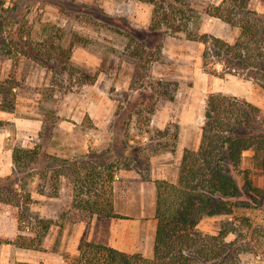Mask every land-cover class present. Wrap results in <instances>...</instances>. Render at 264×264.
I'll return each mask as SVG.
<instances>
[{
  "label": "rangeland",
  "instance_id": "rangeland-1",
  "mask_svg": "<svg viewBox=\"0 0 264 264\" xmlns=\"http://www.w3.org/2000/svg\"><path fill=\"white\" fill-rule=\"evenodd\" d=\"M221 1L185 0L184 6L193 8L190 11L192 17L189 26L193 30L213 33L233 42L240 34V27L232 26L207 12L209 5ZM15 2L18 5L12 16L24 21L32 32L34 42L42 43L49 37L44 31L46 22L59 26L61 29L58 34L63 36L61 41L59 38L54 41L57 47L61 43L62 48L53 52V58L48 63L50 65L20 52L13 57L0 53V83L7 81L8 88L14 87L16 104L22 102L18 113L43 118L40 130L43 135H40L38 143L43 144L49 154L62 160L69 159V162L58 159L40 160L32 170V176L22 173L25 174L27 189L36 195L38 191L51 195L58 193L60 175L67 177L72 199L64 205L57 217L61 223L68 221L61 214L70 207L78 194L91 199L107 196L113 200V207L115 197L120 204H130L132 201L130 205L135 210L144 205L141 196L146 193V208L148 211L152 208L150 185L147 181L152 180L149 171L151 157L159 151L173 148L179 134L176 121H170L161 129L153 121L155 114L160 112L161 116H168L170 120L184 116L197 127L203 126L206 99L211 92L246 97L264 108V87L258 82L241 75L228 74L221 77L204 69L201 56L203 43L187 38L184 32L172 34L164 29L151 30L154 13V4L151 2ZM7 6L12 8L13 2L9 1ZM249 7L264 12V0H250ZM139 43H143L147 49L146 67L132 55ZM71 44V58H67L65 54L60 56L59 52L68 50ZM159 45H162L161 52ZM43 50L48 57L47 47ZM151 53L154 58L151 57L149 61ZM94 74L97 78L91 82L89 75ZM0 97L3 100L2 94ZM16 107L18 108L17 105ZM91 111L98 119L111 116L107 129L93 121ZM3 124L0 121V129ZM262 129L264 130V124ZM8 131L11 134L7 136L14 139L5 143L0 140V163L3 164L11 160L10 147L23 145V138L19 136L22 132L12 126L8 127ZM14 133H17L16 136H13ZM58 147L76 149L78 153L69 152L66 157L56 155L53 150ZM71 163L75 165L74 168L80 169L77 173L69 167L53 178L54 171ZM110 164L115 165L112 182L108 181ZM242 168H251L254 184L261 189L262 194L247 190L243 174L234 171L241 193L232 197L233 200L254 206L253 209H239L237 214L248 212L256 225L264 228V173L254 159L253 150L244 152ZM174 172L173 170L172 174ZM85 175H91L86 181L92 186V192L88 191L87 183L81 181ZM104 184L108 188L112 185V191L103 189ZM124 191L131 195H123ZM33 207L34 202L31 204L32 214H39ZM16 219L18 220L16 209L0 203V264H16L17 261L39 263L42 252L4 241L15 238L21 232H31L28 229L20 230L19 223H14ZM224 224L245 232L253 230L244 227L236 214L235 218L229 214H204L199 228L208 233H217ZM234 237V233L229 235V238ZM249 242L251 246L256 245L254 239H249ZM59 243L60 238L56 239L52 235L50 250L58 248ZM66 253L70 252L63 251L62 256ZM241 257L244 264H264V255L260 249L258 253L243 252Z\"/></svg>",
  "mask_w": 264,
  "mask_h": 264
},
{
  "label": "trees",
  "instance_id": "trees-1",
  "mask_svg": "<svg viewBox=\"0 0 264 264\" xmlns=\"http://www.w3.org/2000/svg\"><path fill=\"white\" fill-rule=\"evenodd\" d=\"M9 1L13 2L12 8L7 6ZM145 1L154 4L151 30L164 29L172 34L184 32L187 38L203 43L201 56L207 72L221 77L228 74L241 75L264 87V12L250 8V0H222L207 8L210 15L240 27V34L233 42L213 33L191 29L190 11L193 8L184 6L185 0ZM17 5L15 0H0V53L13 57L20 52L50 65L48 63L53 58V52L62 48L61 43L58 47L54 44L56 38L59 41L63 39L58 34L61 28L46 22L44 31L49 37L42 43L34 42L32 32L24 21L12 16ZM46 47L48 57L43 52ZM161 48L162 45H159V52ZM59 53L60 56L65 54L71 58L73 45ZM146 54L147 49L143 43H139L138 48L132 51V55L144 67L147 63ZM151 57L154 58L152 53L149 61ZM89 77L94 82L97 75ZM0 94L4 96L0 108L14 110L17 98L14 87L8 88V82H2ZM263 124L264 108L261 106L246 97L211 92L206 99L200 147L185 149L177 181L156 179L157 232L153 256L85 241L79 253L64 254L63 264H244L241 257L243 252L258 253L260 249L264 255V228L257 226L248 212L237 214L239 209H253L254 206L232 198L241 193L234 171L243 174L247 190L262 194L261 189L254 184L251 168H242V163L244 152L253 150L254 159L264 173ZM40 135H43V131ZM46 159L69 162V159L62 160L49 154L41 143L34 147L18 144L13 148L14 171L7 176H0V203L14 207L20 230L28 229L31 232H21L15 238H7L4 240L7 243L40 249L48 229L57 221L53 217L32 214L31 204L35 199L24 179L25 174L32 176V170L40 160ZM74 166L72 163L62 165L61 169L54 171L53 178L69 167L77 173L80 169ZM108 169V181L112 182L115 165L110 164ZM89 177L91 175H85L81 181L87 183L88 191L92 192V186L86 181ZM107 184L103 185V189L112 191V185L108 188ZM77 196L81 194L76 195L70 207L61 214L64 220H90L95 213L122 216L115 212L113 200L107 196L96 199ZM204 214H229L234 218L236 214L244 227L253 230L245 232L224 224L217 233H208L199 228ZM231 233L235 234L234 238H229ZM249 239L256 240V245L251 246ZM16 264L42 263L17 261Z\"/></svg>",
  "mask_w": 264,
  "mask_h": 264
},
{
  "label": "crops",
  "instance_id": "crops-1",
  "mask_svg": "<svg viewBox=\"0 0 264 264\" xmlns=\"http://www.w3.org/2000/svg\"><path fill=\"white\" fill-rule=\"evenodd\" d=\"M20 98H22V95H20ZM1 102L2 99L0 97ZM16 105L18 108L16 107L14 110L0 108V121L4 123L0 129V140L2 139L3 143H5L7 140L12 141L14 139L13 137L10 138L7 136V134H11L8 131V127L12 126L22 132L19 136L23 138L22 142L24 146L34 147L41 140L40 130L42 128L43 118L30 117L18 113L20 111L19 106L22 105V102L19 101ZM90 115L95 123H100L103 128L107 129L111 121L110 115H106V119L104 117L102 119L96 118L92 111ZM153 121L161 129H164L170 121H176L179 125V134L176 145L173 148L159 151L151 157L149 171L152 180L147 181L150 185V194L153 202L152 208L149 211L146 208V193H143L141 196L144 205L142 207L139 206L135 210H132L130 205L132 201H130V204H120L118 203L117 197H115V211L121 213L122 216H104L95 213L90 220L65 221L61 223L57 220V217H59L64 205L68 204L72 199L69 192L68 179L65 175L61 174L60 191L58 193L51 195L45 191H38L37 195L34 192L32 194L35 199L32 209L37 210L41 215L50 216L57 220L48 229L42 247L37 249L43 253L38 260L39 263L63 264L64 258L62 252L79 253L80 246L85 241L108 244L128 252H142L146 256H153L157 232V219L155 217L157 186L155 179L165 178L177 181L185 149H198L202 139V126L197 127L184 116L174 117L170 120V117L161 116L159 112V114L154 115ZM60 125L62 126L63 124L61 123ZM16 134L14 133L13 136H16ZM69 152L78 153L76 149L69 147L67 149L58 147L53 150L54 154L65 157L69 155ZM10 155L11 160L8 163H0V175L13 173V147H10ZM173 170L175 171L174 174H172ZM123 193L127 197L131 195L130 192L124 191ZM135 200L137 201L138 197ZM13 219L14 217H12ZM14 223L17 225L18 220H14ZM52 235H55L56 239L60 238V243L58 248L50 250Z\"/></svg>",
  "mask_w": 264,
  "mask_h": 264
}]
</instances>
